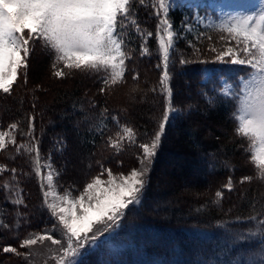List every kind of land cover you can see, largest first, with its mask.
<instances>
[{
  "label": "trees",
  "instance_id": "trees-1",
  "mask_svg": "<svg viewBox=\"0 0 264 264\" xmlns=\"http://www.w3.org/2000/svg\"><path fill=\"white\" fill-rule=\"evenodd\" d=\"M153 3L154 0H145L141 5L136 0L129 21L135 18L139 30L136 26L124 29L131 59L126 61L127 72L121 84L101 93L103 72L72 71L57 78L52 74L53 56L37 48L29 59L27 83L21 73L11 94L0 93V131H9L11 123H18V129L12 130L16 144H38L41 175L47 170L46 164L51 165L58 189L79 192L94 177L106 175L105 169L119 174L133 168L141 159L139 145L150 142L159 130L167 93L160 85L165 69L159 54V18ZM175 10L168 19L177 30L180 18H175ZM147 32L153 35L147 36ZM160 32L163 35L162 29ZM209 37L199 44L186 39L176 42L178 49L167 70L172 103L180 112L168 122L149 171L153 175L158 165L167 162L164 152L178 151L191 159L184 171L193 169L196 160L206 165L208 176L194 180L195 190L206 191L194 202L181 195L179 200H172L176 204L172 206L168 199V206L159 209L148 206L149 196L156 192L155 187L149 191L148 184L141 202L127 210L114 234L87 252L78 264H237L238 260L239 264H264L259 257L249 263L247 257L237 253L240 249L231 247L236 240L233 229L249 224L251 216L264 220V183H241L243 177L252 175L253 165L248 160L247 143L236 132L233 102L218 90L217 71L222 73L225 66L207 58ZM191 44L201 49L199 56L191 51ZM144 48L148 51L144 52ZM181 59L188 63L181 64ZM205 69L211 75L207 80L203 76ZM237 69L242 67L234 65L229 74ZM133 75L138 79L133 81ZM124 88L135 92L126 101L120 93ZM48 94L54 97L50 99ZM29 115L34 117L32 136L27 135ZM200 122L210 125L211 136H205L203 126H196ZM121 125L133 128L135 143L125 140L118 151L108 146V138L116 139L118 132L122 134ZM35 156V151L24 149L17 153L11 144L0 150V165L8 169L0 173V264H27L23 256L4 253L3 247L24 252L26 248H20L24 238L53 224L44 204L46 185L34 170ZM74 164L82 169L81 173L74 172ZM12 168L16 169L15 179ZM183 168L172 172L182 174ZM229 178L231 190L225 187ZM5 181L9 183L7 189L3 187ZM217 191L222 193L219 198ZM17 199L23 203L16 204ZM188 201L193 206H188ZM225 225L230 232L221 237ZM252 243L250 240L249 245Z\"/></svg>",
  "mask_w": 264,
  "mask_h": 264
},
{
  "label": "snow or ice",
  "instance_id": "snow-or-ice-1",
  "mask_svg": "<svg viewBox=\"0 0 264 264\" xmlns=\"http://www.w3.org/2000/svg\"><path fill=\"white\" fill-rule=\"evenodd\" d=\"M135 3L136 0H0V93L11 94L21 73L27 83L29 59L37 47L53 56L52 74L57 78L65 77L72 71L103 72L104 87L100 89L101 93L121 84L127 72L126 61L131 59L123 32L128 26H136L139 30L135 18L129 21V17H133ZM144 3L145 0H139V4ZM153 7L159 18L156 36L165 69L160 85L167 93V100L159 130L151 143L139 145L143 152L141 169H133L127 175L120 174L118 177L105 169L108 179L104 181L100 176L94 177L75 199L70 198V193L58 197L51 191H44V204L62 228L63 238H54V225L51 231L30 233L21 241L20 248L32 249L35 245H45L46 241H50L51 245L58 246L55 251L47 249L49 258L55 264H78L79 258L90 246L95 245L105 233L113 231L127 210L141 202L147 184L146 177L162 135L170 119L180 112L172 103L173 94L168 87L167 69L175 35L168 19L171 0H154ZM212 27L221 33V40L229 44L234 42L233 46L221 50L215 61L249 67L246 79L242 81L240 95L233 96L236 100L233 115L238 122L236 132L249 141L247 152L255 165L254 174L243 177L241 183L252 180L264 183V0H260V5L254 11L229 16ZM146 35L152 36L153 33L147 32ZM147 51L144 48V52ZM211 51L216 52L217 49L213 47ZM226 57L229 59L226 60ZM180 63L186 64L188 61L181 59ZM132 79L137 80L138 75H133ZM222 91L224 95H229L227 90ZM33 121L34 117L29 115V136L34 131ZM8 128L9 131H0V150H6L11 144L16 146L17 153L21 149L29 153L35 151V173L41 180H46L51 190L53 171L48 165L50 171L47 176L41 175L38 144L17 145L12 130L18 129V123H11ZM121 128L122 134L118 132L116 139L108 138V146L118 151L125 140L135 143L133 128L126 125H121ZM6 171L8 169L0 165V173ZM11 172L15 179L16 169L12 168ZM3 187L9 188L8 181L4 182ZM225 187L231 190V178ZM50 195L53 196L52 202L48 201ZM215 195L219 198L222 193L217 191ZM14 202L23 203L21 199ZM260 225L264 231V221H260ZM3 252L14 253L25 259L33 255L32 251L20 252L12 246L3 247Z\"/></svg>",
  "mask_w": 264,
  "mask_h": 264
},
{
  "label": "rangeland",
  "instance_id": "rangeland-1",
  "mask_svg": "<svg viewBox=\"0 0 264 264\" xmlns=\"http://www.w3.org/2000/svg\"><path fill=\"white\" fill-rule=\"evenodd\" d=\"M171 4H172L171 11L173 9H176L175 11H177L175 18L176 19L180 18L179 24L177 26V30L172 29L175 35H174V48L172 49L171 56L173 57L175 54L174 51L178 49V46L176 45L178 39H183V40L186 39L188 43L196 42L197 44H199L200 42L203 41V38H207L210 36L211 37L210 39L209 38L206 39V42L209 41L211 42L206 44V46L208 47L206 51L208 50L207 55L209 56L207 58L211 59L210 61L213 62L215 61V57L221 50H226L227 47L233 46L234 42H232V44H229L227 41L221 40L220 38L221 33L215 30L212 27V25H217L225 21L229 16H234L243 13H250L254 11L260 5V0H171ZM213 40H215V42ZM215 43H217L219 46L217 45L218 46V48H216L217 51L213 52L211 51V48L214 46ZM191 46L189 47H191L192 49L191 51H193L196 56H199V54L202 53L201 49H196L197 47L194 46L193 44H191ZM202 59H204L203 56ZM225 59L227 60L229 58L226 57ZM217 64H219L220 66H225L222 73H226V75L221 76L222 73H218L217 69L214 68V71H217L218 75L217 74L216 75L217 78L219 79V82L217 84L219 86L218 90L224 98L226 99L228 98L233 102L234 105L232 104V108L235 110L236 100L233 99V96L238 97L240 95V88L242 85V81L246 79V73L249 71V67L247 65H238L241 66L242 69L240 70L237 69V71L231 70L233 74H229L231 67L234 66L233 64L221 63V62H217ZM203 76H204V80H207V78L211 76L209 69H205L203 71ZM212 81H214V79ZM222 89L227 90L229 92V95L227 96L224 95ZM132 90L133 89H131L130 91ZM120 93L124 101H126L128 97L129 98L133 97V94L135 92L133 91L132 93H130L128 92L127 88H124ZM189 94L190 91L187 92L188 96ZM48 97L52 99V97L54 96L52 94H48ZM235 124L237 127L238 122L235 121ZM196 126L197 127L203 126L205 128L204 130L205 136L206 137L211 136L210 125L208 123L200 122V123H196ZM243 139L245 140L247 145H249V141L246 138ZM148 143L150 144L151 141ZM142 156H143V152L141 158ZM163 156L167 160V162H164L163 164H160L156 167V170L153 173V175H155L154 176L155 178L152 179L153 175H151L150 172L147 174L146 177L149 183L147 181L145 189L147 188L148 184H150L149 191L154 190V187L156 188V192L152 193L149 196L150 198L148 201V206H151L153 208L159 207V209L167 207L169 204L168 199L171 200V205L175 206L176 204L172 200L178 199L177 197H180L181 195H183L184 197H188L190 201L194 202V199H197L199 195H201L206 191V190L197 191L194 188L197 184L194 181L196 177L202 178L203 176L205 178L206 175L208 176L205 170L206 165H204V163H200L199 160H196V164L193 165L194 166L193 169H191L190 171H184L183 167L187 163H191V159L190 160L186 159L185 156H183L180 152L175 150L164 152ZM248 160L250 161V163H252L250 158V153H248ZM252 165H253V173H252L253 175L255 170V165L253 163ZM141 167L142 165L139 161L138 163H135V166L133 168L123 173L113 174V175L117 177L120 174L127 175L131 170L141 169ZM237 167L239 168V166ZM45 168H47V170L44 173V176L46 177L48 172L50 171L48 164H46ZM181 168H183L182 174L179 173L175 174L174 172H172V170L179 171ZM231 168L234 169L233 167ZM73 169L74 172H78V173L82 172V169L75 164L73 165ZM201 169L203 170V173H200ZM227 170L231 171L229 168H227ZM100 178L106 181L108 179V174L101 176ZM54 179H55V173L53 171V187L51 190H49L47 182L46 180H44V183L46 185L45 191H51L58 197H63L66 193H70L71 194L70 198L75 199L80 195V193L83 191L84 187L86 186V185L83 186L81 191L72 193L67 189H63V190L58 189ZM104 186L106 185H102V187ZM52 200H53V196L50 195L48 197V201L52 202ZM159 200L161 201L160 203ZM190 201H188L189 204L187 205L193 206L192 202ZM52 219H53V224L49 225L45 231H51L53 229V226L55 225L56 227L54 231V238L62 239L63 230L58 225L56 218L52 217ZM257 219L258 218L255 219L253 216H251L249 218V224L243 227H236L237 230L236 229L232 230V232H234L233 234H235V236L232 237L236 238V240H234L235 241L234 244H231L232 245L231 247H235L238 250L240 249V251H238L237 253L244 257H247L246 259H248V262L250 261L249 263L255 262V259H257L258 257L260 258V260L262 261L264 260V231L261 230V225H260V221H264V220L262 219L257 220ZM240 225L241 223H239L237 226ZM117 227L118 226H116L115 229L110 233H105L103 237H101L95 245L90 246L88 250L84 252L83 256L79 258L78 262H80L81 259L84 257V255L87 252L91 251L96 245L103 243L104 240L108 239L111 235H113ZM221 230H222L221 237H225L226 233L228 235V233L230 232L229 229L226 227V225L222 226ZM234 238H226V240L229 239L230 241H232ZM250 240H253L254 244L252 243V245H249ZM246 242L249 246H246ZM223 243H225V240ZM48 248H51L55 251L57 250L58 246H53L51 245L50 241H46L45 245L38 244L33 246L32 249H25L24 252H28V251L33 252V255L29 256L28 259H26L27 260L26 263L30 264L31 262V264H55V261L49 258L50 254L47 251ZM239 263L240 262L238 260L237 264Z\"/></svg>",
  "mask_w": 264,
  "mask_h": 264
}]
</instances>
